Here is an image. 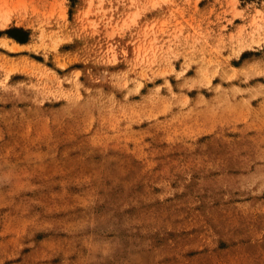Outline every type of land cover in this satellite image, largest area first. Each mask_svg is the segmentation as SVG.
Wrapping results in <instances>:
<instances>
[{
	"label": "rangeland",
	"instance_id": "rangeland-1",
	"mask_svg": "<svg viewBox=\"0 0 264 264\" xmlns=\"http://www.w3.org/2000/svg\"><path fill=\"white\" fill-rule=\"evenodd\" d=\"M0 264H264V0H0Z\"/></svg>",
	"mask_w": 264,
	"mask_h": 264
},
{
	"label": "trees",
	"instance_id": "trees-1",
	"mask_svg": "<svg viewBox=\"0 0 264 264\" xmlns=\"http://www.w3.org/2000/svg\"><path fill=\"white\" fill-rule=\"evenodd\" d=\"M7 34L20 43H26L28 40V33L22 29H10Z\"/></svg>",
	"mask_w": 264,
	"mask_h": 264
}]
</instances>
